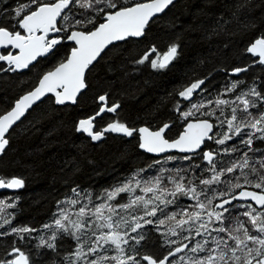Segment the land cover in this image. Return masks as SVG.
<instances>
[{
	"label": "trees",
	"instance_id": "trees-1",
	"mask_svg": "<svg viewBox=\"0 0 264 264\" xmlns=\"http://www.w3.org/2000/svg\"><path fill=\"white\" fill-rule=\"evenodd\" d=\"M146 1L150 0H114L123 6ZM41 2L50 3L53 0ZM29 3L30 0H0V26L13 29L16 25L13 19L15 10ZM83 11L73 8L70 15L83 19V16L77 15ZM85 15L95 16V13ZM103 15L104 13H101L100 17H96L99 22ZM91 27L92 25H88V28ZM77 30L86 29L77 26ZM66 35L63 31L59 32L62 42L33 66L16 71H0V115L8 112L19 97L30 92L42 75L66 60L72 49V46L64 44ZM261 37H264V0H178L160 17L149 23L142 39H130L111 46L101 56L86 73V90L74 106L57 107L52 98H46L35 106L10 131L7 137L8 147L0 157V179L7 181L19 178L24 182L20 191L0 193V201H3L0 204V224L5 219L10 221L0 227V233H10L13 227H28L35 231L22 234L23 240L19 238L21 234L16 233L0 236V261L14 259L15 246L29 256L30 264H65L64 256L72 253L76 247L74 241L63 233H57L61 238L55 242L56 251L46 247L38 248L39 238L44 236L47 239L55 231L54 228H44V225H54L59 210L64 208L71 213L72 219H76L75 212L82 205L89 203V194L93 200L89 208H92L94 204L101 203L97 197L105 190H111L134 175L142 182L162 177L161 184L171 189L173 185L169 183V178L179 179L176 170L188 169L179 174L185 178L183 182L187 184L191 179L197 190L205 192L208 196H217L220 192L227 193L228 182L236 183V177H240L239 183L243 187L235 189L233 195L243 189L260 193V189L244 183L239 168L233 173L223 174L221 183L208 186L201 184L200 180L210 179L214 174L211 165L203 158L204 150L214 153L217 172L229 167L233 162H241L244 153L251 158L250 165L260 168L256 161L264 158V141L254 139L253 147L259 151L250 152L248 147L241 143V139H247L251 129L245 128L242 137L236 136L229 131L227 119L231 118L232 107L243 108L236 99L241 92L255 88L264 95V65L255 62L257 59L247 52V48ZM172 45L177 46L174 60L163 70L153 69L151 60L156 59L157 53L162 56ZM152 48H155L156 52H151ZM7 52L2 51L0 54ZM145 54H149V59L144 64L136 63ZM6 68H9L7 62L0 61V69ZM236 68L247 71L233 74ZM199 80H204V84L194 92L192 101H181L178 93ZM233 82H238L237 88L228 92L227 89ZM100 96H105L106 100L101 102ZM217 97L230 103L217 106L214 103ZM246 99L256 100V97L249 95ZM178 102L180 110L176 108ZM256 102L258 108H251L249 111L259 115L260 111H264V104H260L259 100ZM201 103L206 107H200L198 110L192 107ZM116 104L119 105L116 112L105 111L92 122L93 133H103L101 139L94 141L85 132L77 130L80 120L94 117L101 107ZM189 111L193 114L185 119L181 112ZM209 112L213 115L204 114ZM237 115L244 118L247 113L238 111ZM190 120H208L214 125L212 142L207 143L203 151L191 155L190 160L183 159L182 155L152 158L138 150L136 134L128 137L103 132L105 127L113 122L123 123L134 130L146 127L152 131L169 124L170 129L165 138L171 141L178 137L185 123ZM223 134L233 138L223 145L216 144L215 140L223 138ZM233 147L238 150L224 151ZM196 164L200 167L193 168ZM244 172L248 173L250 180L258 179L251 174L250 168L244 169ZM261 172L264 173V170ZM73 189L80 195L77 196ZM133 195L144 194L137 189ZM229 197L217 196L213 203ZM167 198L172 199L171 196ZM70 199L79 202L76 205L59 203ZM117 199L126 203L128 197L127 194H122V198ZM199 199L205 200V196L202 195ZM111 203L115 204L116 201ZM178 203L187 206L194 205L196 201L181 196ZM233 206L230 207L231 216L225 213L228 222L234 223L233 217H238L247 223V217L240 215L246 209ZM116 211L121 215L128 214L119 208ZM177 211L179 209L176 205H169L164 209V213L158 212L156 217L145 219H163L165 213ZM133 214L143 215V210L137 209ZM203 218L207 219L206 213ZM172 226V221L161 226L159 230L155 225H145L138 231L146 233V239L139 245H136L134 240H129V244L124 245L125 253L136 255L139 264H146L143 256L159 261L177 246L188 244L190 248L202 239L196 236L194 231L190 233L180 229H176L177 235L173 236L168 233V228ZM184 227L187 229L188 225ZM248 227L251 228L250 223ZM136 235L137 233H131V236ZM185 236L189 239H183ZM166 241L174 243L169 244ZM132 246L136 248L135 253L131 250ZM108 247L106 253L101 250L100 254L115 255L114 249ZM185 255L194 254L186 248L171 260L179 261V257ZM198 255L203 256L205 253ZM91 258L94 257H89ZM80 264H83V261ZM106 264L115 262L109 261Z\"/></svg>",
	"mask_w": 264,
	"mask_h": 264
},
{
	"label": "snow or ice",
	"instance_id": "snow-or-ice-1",
	"mask_svg": "<svg viewBox=\"0 0 264 264\" xmlns=\"http://www.w3.org/2000/svg\"><path fill=\"white\" fill-rule=\"evenodd\" d=\"M173 2L174 0H150L148 3L123 6L118 5L114 0H53L50 3L30 0L29 4L17 8L13 17L16 21L13 29L0 26V49H8L10 46L11 49H17L18 54H14L12 51L0 54V61H6L9 65V68L0 69V71L26 69L33 61L37 60V57L51 52L62 41L57 38H48L50 32L59 33L63 31L67 33L66 39L73 42L75 47L71 49V54L67 57L66 62H61L55 71L44 74L39 80L38 87L17 100L11 111L0 115V153L4 152L9 143L6 133H9L12 126L25 115V112L36 101L40 100L46 93H52L57 104H64L66 101L75 103L77 93L86 87L85 71L97 60L101 52L114 41L144 35L150 20L162 13ZM31 5H35V7H31ZM73 8L84 10L77 14L83 16V19H77L75 15H70ZM107 9L114 11L109 12ZM85 13H95V16L85 15ZM101 13H104L101 17L104 22H99L96 18L100 17ZM88 25H92V27L88 28ZM77 26L86 30H77ZM37 33L42 34L37 35ZM151 52H156V49L152 48ZM247 52L258 57L255 62L264 65V37L257 38L247 48ZM176 55L177 46L172 45L162 56L157 53L156 59L151 60V67L155 70H163L167 68ZM148 59L149 54H145L136 63L144 64ZM241 71H247V69L236 68L233 70V74ZM237 83L233 82L227 91L235 90ZM203 84L204 80H199L180 91L178 95L184 100H188L193 92ZM57 89H62V91H57ZM249 95L256 97L260 104H264V95L255 88L248 92H241L236 99L243 105V108L232 107V115L231 118L227 119V127L234 135L241 137L245 128L251 129L247 134L248 138L241 139V143L245 144L250 152L255 153L259 149L253 147L254 139L264 141V111H260L259 115L249 111L251 108H258L256 100L246 99ZM99 100L104 102L106 97L100 96ZM214 103L220 106L228 105L230 101L217 97ZM118 107V104L111 107H101L97 115L105 111L116 112ZM180 107L178 102L177 110H180ZM192 107L198 110L200 107H206V105L201 103L200 105L194 104ZM238 111L247 113V116L239 117ZM192 114L191 111L181 112L185 119ZM204 114L213 115L212 112ZM94 119L95 117L80 120L77 130L86 132L95 141L101 139L103 133H93L92 121ZM168 127L169 125L165 124L158 131H150L146 127H141L138 130L140 135L139 147L154 154L164 153L170 149H176L181 153H197V150L201 149L206 140L214 138L210 135L214 125L207 120L188 123L184 132L174 141H169L163 135ZM103 131L121 133L131 137L135 130L123 123L113 122ZM256 133H260V135L257 136ZM232 138L228 134H223V138L216 139L215 143L223 145ZM237 150L233 147L224 151L235 152ZM203 158L211 165L214 174L210 179H201V184L211 186L214 183H221L223 174L233 173L239 168L244 183L260 189L261 192L258 194L254 191H240L238 195H233L235 189L243 187L239 183L240 177H236V183L228 182L229 191L227 193L220 192L217 194V196L228 195L230 199H224L220 203L214 204L213 200L217 196H208L205 192L198 191L191 179L188 180L187 184L183 182L185 178L179 174L181 171H188V169L176 170L179 179L176 177L169 178V183L173 185L171 189L161 184L162 177L142 182L134 175L128 181L114 186L111 190H105L97 197L101 203L94 204L92 208H89V204L93 203L92 196L89 194V203L82 205L75 212L76 219L71 218V213L67 208L60 209L58 217L54 220V225H44V228H54L55 231L47 239L41 236L37 247H46L56 251L57 244L55 242L61 238L57 233H63L65 236L71 237L76 245L72 253L64 256L65 264H80L81 261L83 264H106L109 261L115 262V264H129V262L139 264L136 255L125 253L124 245H128L129 240H134L136 245L145 240L146 233L138 231L143 229L145 225H155L159 230L161 226L172 221L174 226L168 228V233L171 235H177L176 229H180L190 233L194 231L195 235L202 239L196 241L195 245L190 248L188 244L177 246L159 261L149 256H143L142 259L147 260L148 264H166V262L168 264H180V262L183 264H264V173L261 172L264 170V158L256 161L260 165V168L257 169L255 165H250L251 158L248 157L247 153H244L241 162H233L229 167L221 169L219 172L216 170L213 152L204 151ZM183 159L190 160L192 157L184 156ZM192 167L199 168L200 166L196 164ZM249 168L251 174L258 177L256 181L250 180L248 173L244 172V169ZM204 171H208V169H204ZM23 183V180L19 178L7 181L0 179V188H20L23 187ZM137 189L144 195H133ZM73 192L77 196L80 195L76 189H73ZM122 194H127L126 203H121L117 199L118 197L122 198ZM149 194H151L150 197ZM202 195L205 196V200L199 199ZM169 196L172 199H168ZM181 196L194 200L196 203L182 206L178 203ZM244 200L253 201L257 207H253L251 203H237L234 206L232 204L233 201ZM112 201H116V203L113 204ZM78 202V200L70 199L59 203L76 205ZM2 203L3 201H0V204ZM169 205H176L179 211L165 213L163 219H145V217H156L158 212L164 213V209ZM7 206L11 207L12 205ZM226 206L246 209L240 215L247 217V223L239 220L238 217H233L235 222L229 223L225 213L231 216L232 212L231 208ZM117 208L128 214L121 215L116 211ZM137 209H142L143 215L133 214ZM216 209H221V211ZM205 213L207 219L203 218ZM117 216L119 219H114ZM9 223L10 221L5 219L0 227ZM249 223L251 228L248 227ZM185 225H188L187 229H185ZM33 231L35 230L28 227H13L10 233H0V236L16 233L21 234L19 238L23 240L22 234ZM131 233H137V235L131 236ZM168 233L162 234L167 235ZM212 233H216V235H212ZM183 239H189V237L185 236ZM166 243L174 242L166 241ZM108 246L114 249L115 255L100 254L101 250L106 253L109 250ZM186 248L194 255L180 256L179 261L169 259L176 256L177 253L183 252ZM131 250L135 253V246H132ZM13 252L19 253V255L12 260L0 261V264H30L29 256L19 248L14 246ZM199 253H205V255L200 256ZM89 257L94 258L89 259Z\"/></svg>",
	"mask_w": 264,
	"mask_h": 264
},
{
	"label": "water",
	"instance_id": "water-1",
	"mask_svg": "<svg viewBox=\"0 0 264 264\" xmlns=\"http://www.w3.org/2000/svg\"><path fill=\"white\" fill-rule=\"evenodd\" d=\"M178 0H174V2H173V4H175L176 2H177ZM148 2H150V1H146V2H142V3H148ZM172 4V5H173ZM172 5H169V7L168 8H170ZM168 8H166L162 13H159V14H157L155 17H153L151 20H150V22L152 21V20H154L155 18H157V17H160ZM65 11H67V10H65ZM103 17V16H102ZM59 19V18H58ZM100 22H104V20L101 18L100 19ZM149 22V23H150ZM149 25V24H148ZM148 25L146 26V28H145V32H146V29H147V27H148ZM42 33H37V35H41ZM143 36L144 35H142V36H140V37H127V38H125L124 40H122V41H114L112 44H110V45H108L105 49H104V51L103 52H101V54H100V56L99 57H97V60L96 61H94L93 62V64L92 65H90L89 66V69L95 64V63H97L98 62V60L101 58V56L111 47V46H114V45H116V44H119V43H122V42H125V41H127V40H130V39H132V40H140V39H142L143 38ZM64 44H66V45H70V46H72V48L73 47H75V45H74V43L73 42H71V41H68L67 39H65L64 40ZM7 50H11L14 54H18V50L17 49H11V47L9 46V48L8 49H0V52H2V51H7ZM48 54V53H47ZM47 54H45L44 56H46ZM70 54H71V50L69 51V54H68V56H70ZM254 59H257L258 60V57H256V56H253L251 53H249ZM44 56H41V57H37V60L36 61H33V63L31 64V65H29V67H31V66H33L38 60H40L41 58H43ZM67 56V57H68ZM67 59V58H66ZM174 59H172L171 61H170V63L173 61ZM64 62H66V60L64 61ZM170 63L168 64V66L170 65ZM59 66V65H58ZM57 66V67H58ZM167 66V67H168ZM57 67H55L53 70H51V71H55V69L57 68ZM89 69H87L86 71H85V76H86V73L88 72V70ZM46 74V73H45ZM43 77V75L41 76V78ZM40 78V79H41ZM39 79V80H40ZM39 86V81L37 82V84H36V86L31 90V91H33L36 87H38ZM86 90V87L84 88V89H81V91L79 92V93H77V96H76V102H77V99L79 98V96L84 92ZM30 91V92H31ZM57 91H62V89H57ZM194 92H197V89L194 91ZM194 92H193V94H194ZM29 93V92H28ZM28 93H26V94H28ZM26 94H24V95H26ZM193 94H192V96H191V98L190 99H188V100H184L183 98H181L180 97V99H181V101H185L186 103H190L191 101H192V99H193ZM24 95H22L21 97H23ZM21 97H19L17 100H19ZM46 98H52L53 99V103H54V105L55 106H57V107H63V106H74L75 104H76V102L75 103H73V102H71V101H66L64 104H57L56 102H55V96H54V94H52V93H46L43 97H41V99L40 100H38V101H36L33 105H32V107H30L26 112H25V115L24 116H22L21 118H20V120L19 121H17L13 126H12V128L9 130V133H10V131L16 126V125H18L23 119H24V117L35 107V106H37L38 104H40L43 100H45ZM16 100V101H17ZM16 101L13 103V105H12V107H11V109L9 110V111H11L13 108H14V106H15V103H16ZM7 113V112H6ZM5 113V114H6ZM103 113H100L99 115H95L94 117H95V119H97L100 115H102ZM4 115V114H3ZM94 119V120H95ZM93 120V121H94ZM92 121V122H93ZM200 121H204V120H190V121H187L186 123H185V125L183 126V128H182V130H181V132H180V134L178 135V137L176 138V139H178L179 138V136L184 132V129H185V127L187 126V124L188 123H197V122H200ZM208 121V120H207ZM209 123H211L210 121H208ZM169 125V124H168ZM164 126V125H163ZM162 126V127H163ZM106 128V127H105ZM141 128V127H140ZM140 128H138L137 130H135L134 131V133L133 134H136V136H137V139H138V150L141 152V153H144V154H146V155H148V156H150V157H152V158H162V157H166V156H171V155H182V156H191V155H195V154H197V153H199V152H201V151H203L204 150V148H205V145L207 144V143H211L212 142V139H210V140H206L205 142H204V144L201 146V149H199V150H197V153H181V152H179L178 150H176V149H170V150H168V151H166V152H164V153H160V154H154V153H148V152H146V151H144L143 149H141L140 147H139V144H140V135H139V129ZM161 128V127H160ZM159 128V129H160ZM159 129H157V130H155V131H158ZM170 129V125H169V127L167 128V129H165V132H164V136L166 135V133H167V131ZM150 130V129H149ZM92 131H93V127H92ZM150 131H152V130H150ZM104 132V131H103ZM9 133H6V138L8 137V135H9ZM106 133H112V134H118V135H123V134H121V133H115V132H106ZM87 134V133H86ZM88 135V134H87ZM210 135H214V128H213V132L212 133H210ZM89 136V135H88ZM125 136V135H124ZM176 139H174V140H176ZM174 140H171V141H174ZM7 147H8V145L5 147V150L7 149ZM5 150H4V152H5ZM204 151H207V150H204ZM3 152V153H4ZM3 153H0V157L3 155ZM22 189V187H20V188H0V193L1 192H4V191H8V192H17V191H20ZM241 191H252V190H247V189H243V190H241ZM240 192V191H239ZM238 192V193H239ZM255 192V191H254ZM238 193H236V194H234V195H238ZM258 193V192H257ZM259 194V193H258ZM227 199H230V197L229 198H227ZM221 201H219L218 203H220ZM237 203H244V204H249V203H251V204H253L254 205V207H257L256 205H255V203L253 202V201H251V200H244V201H233L232 202V204L233 205H235V204H237ZM226 207H232V206H226ZM217 211H221V209H216ZM13 255L15 256L14 257V259L19 255V253H14L13 252ZM170 259V258H169ZM145 261V263L146 264H148V261L147 260H144ZM166 264H167V262H166Z\"/></svg>",
	"mask_w": 264,
	"mask_h": 264
},
{
	"label": "rangeland",
	"instance_id": "rangeland-1",
	"mask_svg": "<svg viewBox=\"0 0 264 264\" xmlns=\"http://www.w3.org/2000/svg\"><path fill=\"white\" fill-rule=\"evenodd\" d=\"M48 38H50V39L51 38L61 39V37L59 36V33H55V32H50ZM61 41H62V39H61Z\"/></svg>",
	"mask_w": 264,
	"mask_h": 264
},
{
	"label": "flooded vegetation",
	"instance_id": "flooded-vegetation-1",
	"mask_svg": "<svg viewBox=\"0 0 264 264\" xmlns=\"http://www.w3.org/2000/svg\"><path fill=\"white\" fill-rule=\"evenodd\" d=\"M7 51H11V50H7ZM203 152H204V151H203ZM253 207H254V205H253ZM172 251H173V250H172ZM181 253H182V252H181ZM181 253H177L176 256H177V255H180ZM174 257H175V256H174ZM174 257H170V260L173 259ZM167 264H168V262H167Z\"/></svg>",
	"mask_w": 264,
	"mask_h": 264
},
{
	"label": "bare ground",
	"instance_id": "bare-ground-1",
	"mask_svg": "<svg viewBox=\"0 0 264 264\" xmlns=\"http://www.w3.org/2000/svg\"><path fill=\"white\" fill-rule=\"evenodd\" d=\"M205 215V214H204ZM206 218V217H205Z\"/></svg>",
	"mask_w": 264,
	"mask_h": 264
}]
</instances>
